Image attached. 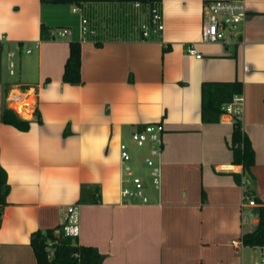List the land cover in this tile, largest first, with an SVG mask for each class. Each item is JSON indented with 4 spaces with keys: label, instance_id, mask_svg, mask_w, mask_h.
Returning <instances> with one entry per match:
<instances>
[{
    "label": "crops",
    "instance_id": "obj_1",
    "mask_svg": "<svg viewBox=\"0 0 264 264\" xmlns=\"http://www.w3.org/2000/svg\"><path fill=\"white\" fill-rule=\"evenodd\" d=\"M245 2L239 37L208 44L201 41L204 0H162L165 28L151 39L138 30L149 13L132 5H73L82 10L78 24L56 26L41 0H0V53L4 44L34 45L31 61L40 67L38 92L32 80L8 85L3 110L16 108L15 95L33 92L41 120L22 117L31 121L23 132L4 124L0 110V164L10 186L1 264H37L33 235L58 228L67 208L81 204L84 186L100 193L98 203L81 205L77 241L96 247L102 264H253L255 253L258 259L259 248L244 247L242 237L264 207V0ZM83 18L96 36L82 34ZM57 27L70 29L71 40L49 39ZM71 41L82 47L80 86L63 83ZM191 45L201 59L188 53ZM204 82L242 84L240 121L255 152L250 173L233 164L234 118L202 122ZM157 123L165 129L162 190L145 182L149 202L125 203L120 146ZM244 195L257 206L243 207Z\"/></svg>",
    "mask_w": 264,
    "mask_h": 264
},
{
    "label": "built area",
    "instance_id": "obj_2",
    "mask_svg": "<svg viewBox=\"0 0 264 264\" xmlns=\"http://www.w3.org/2000/svg\"><path fill=\"white\" fill-rule=\"evenodd\" d=\"M135 7L142 9L140 3L135 4ZM74 13H82L81 8H75ZM149 18L144 20L139 32L143 39H151L160 37L165 25L163 16L157 7L150 8ZM247 5L245 0H204L203 3V26L201 31V41L203 43L215 44L224 43L232 36L239 37L237 29L243 26L247 19ZM81 32L84 36H96V31L90 27L89 20L82 19ZM52 40L64 39L72 36V31L66 27L55 28L50 32ZM26 54L33 52L32 47L24 49ZM188 53L194 55L197 59H201L202 55L194 45L188 46ZM16 54L9 52V72L10 75H15L16 64L14 58ZM23 95V94H22ZM24 99L18 101L14 109L17 114L24 117L22 109H28L29 115L35 113V94L27 92ZM244 96L242 93L233 97L232 102L224 107V115L232 116L235 121H240L243 115ZM164 127L162 124H147L137 129L132 134V140L138 147L149 146V153L144 157V162L150 168L152 184L155 190H162V156L164 151ZM121 155V197L125 203L130 201H140L143 204L149 202V198L145 192V183L139 177L132 166L134 154L127 143H122L120 146ZM245 183H243L244 185ZM256 207L257 203L244 195L243 207ZM81 204L71 205L67 208L61 221V229L57 231L59 237L62 231L64 237L78 239L81 234ZM59 240L56 238L49 242L50 257H52L55 248L59 245ZM259 264V263H258ZM264 264V261L261 263Z\"/></svg>",
    "mask_w": 264,
    "mask_h": 264
},
{
    "label": "trees",
    "instance_id": "obj_3",
    "mask_svg": "<svg viewBox=\"0 0 264 264\" xmlns=\"http://www.w3.org/2000/svg\"><path fill=\"white\" fill-rule=\"evenodd\" d=\"M41 2L43 4H72L75 6H81L87 3H109L135 6V4L140 3L142 6L141 11L145 13L148 12L150 8L158 7L162 3V0H41ZM48 38L52 39L50 33ZM22 45L23 44H20V47H22ZM69 45L70 55L65 64L63 83L80 86L82 84L81 43L79 41H71ZM169 49L170 48L164 49V53L168 52ZM242 91L243 86L240 82H204L202 84V122L208 124L219 123L221 117L225 113L224 107L232 102L235 95L242 93ZM36 114L40 122L38 110L34 115ZM1 120L4 124L14 126L23 132H27L31 129V121L22 118L15 110L8 107L4 108ZM68 133L67 130L64 135L67 136ZM231 150L233 152V164L241 165L245 173H250L252 167L255 165V152L251 141L242 130L241 121L234 122ZM236 182L238 184L242 183L240 176H236ZM9 191L10 186L7 173L0 164V227L4 208L8 204L7 197ZM99 193L98 187L84 186L81 194V205L98 203ZM256 214L258 215L259 222L255 229L250 233H245L242 237L243 246L251 249L264 248V207L258 208ZM60 229L61 227L59 226L56 229L37 231L33 235L31 246L35 253L37 264H102V255L96 247L79 245L76 239L64 237L62 231L58 237L57 231ZM56 238L60 243L55 248L52 257H50L49 242Z\"/></svg>",
    "mask_w": 264,
    "mask_h": 264
},
{
    "label": "rangeland",
    "instance_id": "obj_4",
    "mask_svg": "<svg viewBox=\"0 0 264 264\" xmlns=\"http://www.w3.org/2000/svg\"><path fill=\"white\" fill-rule=\"evenodd\" d=\"M45 15L47 12L48 19L55 20L58 22L56 26H64L68 25L70 21H73L75 26L78 24L79 17H81L80 13H72L73 5L72 4H58V5H52V4H45ZM51 7V8H50ZM46 9H54V11H46ZM59 28V27H57ZM242 26H239L237 31V34L241 33ZM67 40H71V37L67 38ZM27 46H22L20 48L19 46L12 45L9 46L7 44H4L1 49L0 53V110H3L4 105L7 102V97L5 93V88L9 86H17V84H22L26 80H32L35 82L33 85L35 88V92H38L39 87H37V80L39 75V63L38 61H31L35 57L37 58V50L34 48V45H32L34 52L32 55L26 54L24 49ZM9 52H14L16 54V57L14 58V63L16 64L15 69V75L11 76L9 72V58L8 54ZM23 67V71L21 72V69ZM25 73V76H24ZM22 93H25V90L22 89ZM16 94V93H15ZM18 95V93H17ZM24 99V97H21ZM14 101H18L20 99L16 98V95L14 96ZM25 118H30V115H23ZM126 143L129 145L131 152L134 154V160L132 161V166L134 167L135 173L141 177L145 182L150 183L152 182L150 173V168L146 165L144 161L140 159V155L142 152H144V157L146 154L149 153V146L146 145L145 147L141 148L138 147L132 140L131 135L126 139ZM259 256H258V263L261 264L264 261V248H259L258 250ZM250 254V252H248Z\"/></svg>",
    "mask_w": 264,
    "mask_h": 264
},
{
    "label": "bare ground",
    "instance_id": "obj_5",
    "mask_svg": "<svg viewBox=\"0 0 264 264\" xmlns=\"http://www.w3.org/2000/svg\"><path fill=\"white\" fill-rule=\"evenodd\" d=\"M22 113H24L25 115H29L28 109H26L25 107L22 109Z\"/></svg>",
    "mask_w": 264,
    "mask_h": 264
},
{
    "label": "water",
    "instance_id": "obj_6",
    "mask_svg": "<svg viewBox=\"0 0 264 264\" xmlns=\"http://www.w3.org/2000/svg\"><path fill=\"white\" fill-rule=\"evenodd\" d=\"M253 264H258L257 253H255Z\"/></svg>",
    "mask_w": 264,
    "mask_h": 264
}]
</instances>
